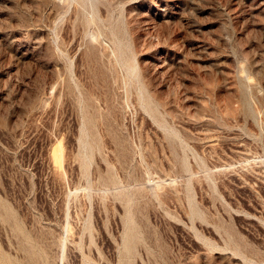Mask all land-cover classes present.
Here are the masks:
<instances>
[{
    "label": "rangeland",
    "instance_id": "obj_1",
    "mask_svg": "<svg viewBox=\"0 0 264 264\" xmlns=\"http://www.w3.org/2000/svg\"><path fill=\"white\" fill-rule=\"evenodd\" d=\"M129 232L132 264H264V0H0V264Z\"/></svg>",
    "mask_w": 264,
    "mask_h": 264
},
{
    "label": "bare ground",
    "instance_id": "obj_2",
    "mask_svg": "<svg viewBox=\"0 0 264 264\" xmlns=\"http://www.w3.org/2000/svg\"><path fill=\"white\" fill-rule=\"evenodd\" d=\"M66 1V0H65ZM88 1H90V0H83V3L85 4V5H88ZM90 5V4H89ZM91 8H92V6H91ZM89 15V14H88ZM91 18H92V20H93V17H92V15H91ZM90 18V19H91ZM97 18V17H96ZM91 21V20H90ZM91 22H93V21H91ZM93 26V25H92ZM95 30V29H94ZM90 37L92 38V39H96V38H98L100 35H101V32L99 31V29L96 31V32H90ZM102 40H103V38H102ZM120 40H118V44L120 43L119 42ZM105 42V44H106V42L107 41H104ZM103 42V43H104ZM118 48H119V46H118ZM111 49L113 50V48L111 47ZM110 49V50H111ZM113 52V51H112ZM111 52V53H112ZM113 56V55H112ZM121 61V60H120ZM126 69H127V72H129V73H131V72H133L134 71V69H135V67L134 66H132V65H127V67H126ZM122 76V75H121ZM124 77V76H123ZM83 123V122H82ZM84 125V124H83ZM82 125V126H83ZM84 127H85V125H84ZM81 131H83V130H81ZM87 134V133H86ZM86 136V135H85ZM86 139V138H85ZM85 139H81L80 140V142H81V146L83 147V149L87 146V142L88 141H86ZM85 150V149H84ZM57 157V159H60V157H61V153L59 152V153H57V155H56ZM62 158V157H61ZM84 158H85V160L84 159H82V160H84V161H86V162H88V160H89V156H88V154H87V152H84ZM61 160V159H60ZM62 161V160H61ZM58 162H60V161H58ZM85 162V163H86ZM61 163V162H60ZM85 165V164H84ZM158 185H160V183H157V187H158ZM156 187V188H157ZM126 224V223H125ZM126 227V226H125ZM125 229V228H124ZM126 230V229H125ZM134 240H136V237L133 235V233L132 232H129V233H127V235L124 237V244H123V248H122V252H121V256H122V264H132L131 263V261L130 260H128L127 258H126V256H127V253L129 252V251H131V248L132 247H130L129 245H128V241H134ZM86 259V258H85ZM83 261H84V259H83ZM94 262H92L90 259H86L85 261H84V264H93ZM120 263V264H121ZM95 264V263H94Z\"/></svg>",
    "mask_w": 264,
    "mask_h": 264
}]
</instances>
